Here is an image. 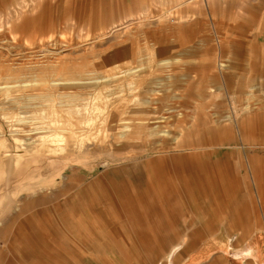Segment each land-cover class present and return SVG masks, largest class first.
<instances>
[{"label":"rangeland","instance_id":"374dc122","mask_svg":"<svg viewBox=\"0 0 264 264\" xmlns=\"http://www.w3.org/2000/svg\"><path fill=\"white\" fill-rule=\"evenodd\" d=\"M237 256L264 264V0H0V264Z\"/></svg>","mask_w":264,"mask_h":264},{"label":"bare ground","instance_id":"6f19581e","mask_svg":"<svg viewBox=\"0 0 264 264\" xmlns=\"http://www.w3.org/2000/svg\"><path fill=\"white\" fill-rule=\"evenodd\" d=\"M226 253V252H225ZM228 255V254H227ZM244 256V255H243ZM246 256V255H245ZM243 258H240L239 256H237V258H234V264H238V262H242Z\"/></svg>","mask_w":264,"mask_h":264},{"label":"crops","instance_id":"0c3cea01","mask_svg":"<svg viewBox=\"0 0 264 264\" xmlns=\"http://www.w3.org/2000/svg\"><path fill=\"white\" fill-rule=\"evenodd\" d=\"M234 58H235V57H234ZM248 66H249V65H248ZM250 71H253V69H252V70L250 69ZM247 75H249V73H248ZM247 75H246L245 78L249 77V76H247ZM252 75H254L253 72H252ZM249 81H250V83H252V79H249Z\"/></svg>","mask_w":264,"mask_h":264}]
</instances>
